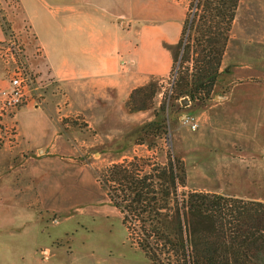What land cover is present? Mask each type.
Returning <instances> with one entry per match:
<instances>
[{
    "label": "crops",
    "instance_id": "crops-1",
    "mask_svg": "<svg viewBox=\"0 0 264 264\" xmlns=\"http://www.w3.org/2000/svg\"><path fill=\"white\" fill-rule=\"evenodd\" d=\"M16 18L34 36L38 82L16 114L18 144L0 146V264H54L70 251L69 219L104 215L122 223L93 169L76 161L58 112L67 116L77 93L105 96L111 89L125 100L150 79L169 77L174 59L166 45L181 39L187 8L184 0H18ZM6 37L0 21V42ZM217 95L195 115L199 128L210 109L229 102ZM11 156L22 157L16 169Z\"/></svg>",
    "mask_w": 264,
    "mask_h": 264
},
{
    "label": "rangeland",
    "instance_id": "rangeland-1",
    "mask_svg": "<svg viewBox=\"0 0 264 264\" xmlns=\"http://www.w3.org/2000/svg\"><path fill=\"white\" fill-rule=\"evenodd\" d=\"M184 2L187 19H191L195 0ZM263 12L264 0H240L222 62V75L207 105L217 103L213 100L216 94L218 99L228 96L229 102L218 103L210 109L209 120L197 130L184 125L182 118L185 114L195 116L203 110L189 113L191 107L174 108L177 112L174 117L179 115V118H172L170 145L162 138L149 150L145 144H135L133 137L138 127L154 118L155 109L171 92L172 71L169 77L160 79L161 90L154 100L155 108L149 110L129 112L126 99L111 89L105 91V96L92 91L77 93L69 107L71 110L66 111L67 116L63 111L57 114L60 130L77 146L76 161L89 164L94 172H99L112 163L134 156L163 161L164 153L172 146L185 163V191H210L264 201ZM17 15L18 0H0V21L7 30L5 41L0 42V80H10L18 68H24L33 78L29 93L38 82L30 61L34 36L29 33L28 26H22V30L18 27ZM178 63L179 59L173 70ZM3 87L7 88L0 85ZM182 101L176 104L190 106V101L188 104ZM21 158L11 156L9 165L16 169ZM56 217L59 216L55 214ZM65 222L61 221L56 227L59 234ZM70 224L73 225L70 227ZM126 234L129 243L124 242ZM67 235L64 241L69 244L70 251L59 253L54 264H153L138 249L127 228L125 233L118 217L98 215L87 219L76 215L69 219Z\"/></svg>",
    "mask_w": 264,
    "mask_h": 264
},
{
    "label": "trees",
    "instance_id": "trees-1",
    "mask_svg": "<svg viewBox=\"0 0 264 264\" xmlns=\"http://www.w3.org/2000/svg\"><path fill=\"white\" fill-rule=\"evenodd\" d=\"M240 0H195L181 39L171 50L175 78L154 118L135 131L133 142L154 149L169 134L174 110H204L222 75V62ZM7 34V30H4ZM188 32L186 38L183 35ZM160 79L133 89L129 112L155 108ZM189 99L190 106L177 101ZM172 107L173 110L170 111ZM173 113V114H172ZM175 113V114H174ZM122 224L153 264H264V201L210 191H185L182 156L169 146L163 161L134 156L95 171Z\"/></svg>",
    "mask_w": 264,
    "mask_h": 264
},
{
    "label": "built area",
    "instance_id": "built-area-1",
    "mask_svg": "<svg viewBox=\"0 0 264 264\" xmlns=\"http://www.w3.org/2000/svg\"><path fill=\"white\" fill-rule=\"evenodd\" d=\"M174 78L175 74L172 75L171 82ZM32 82V75L24 68H18L11 76L9 86L0 88V146L9 150L18 144L16 114L29 102L28 90ZM182 122L193 130L199 127L198 119L192 114H185Z\"/></svg>",
    "mask_w": 264,
    "mask_h": 264
},
{
    "label": "water",
    "instance_id": "water-1",
    "mask_svg": "<svg viewBox=\"0 0 264 264\" xmlns=\"http://www.w3.org/2000/svg\"><path fill=\"white\" fill-rule=\"evenodd\" d=\"M188 102H189V100H188L187 98H185V99L182 101L183 104H188Z\"/></svg>",
    "mask_w": 264,
    "mask_h": 264
}]
</instances>
